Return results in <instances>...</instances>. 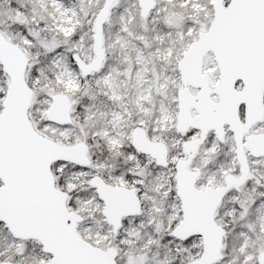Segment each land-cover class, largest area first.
Here are the masks:
<instances>
[{
    "label": "snow or ice",
    "instance_id": "snow-or-ice-1",
    "mask_svg": "<svg viewBox=\"0 0 264 264\" xmlns=\"http://www.w3.org/2000/svg\"><path fill=\"white\" fill-rule=\"evenodd\" d=\"M0 264H264V0H0Z\"/></svg>",
    "mask_w": 264,
    "mask_h": 264
}]
</instances>
